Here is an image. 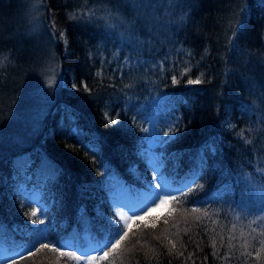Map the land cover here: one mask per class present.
<instances>
[{"label": "trees", "instance_id": "1", "mask_svg": "<svg viewBox=\"0 0 264 264\" xmlns=\"http://www.w3.org/2000/svg\"><path fill=\"white\" fill-rule=\"evenodd\" d=\"M38 1L40 10L34 11L30 0H0V60L9 58L0 71V247L30 248L32 228H45L50 241L66 242L71 250L81 251L89 241L103 245L104 226L114 217L109 192L119 180L137 179L131 169L141 172L143 155L156 153L176 188L189 183L206 160L197 180L204 189L189 199L215 200L205 207L220 210V218L209 220L203 212L192 213V204L173 201L167 206L172 211L152 214L159 221L133 224L119 249L96 264H264V254L253 259L255 248L248 249L253 257L234 250L235 257L224 262L212 247L215 237L220 254L228 251V229L236 223L230 204L239 200L244 181L264 187V0H155L156 7L136 6V0ZM245 4L247 28L233 37ZM83 7L100 18L111 12L112 27L97 18L69 20L68 12ZM53 20L56 37L66 31L67 49L52 37ZM48 51L52 62L44 57ZM52 65L57 74L43 86ZM189 65L192 71L180 77ZM201 72L203 83L186 84ZM172 75L179 79L176 86ZM81 81L91 93L72 90ZM117 112L118 124L112 125L109 118ZM149 116L165 117L171 126L178 119L184 130L152 151L145 143ZM241 130H251L245 135L254 145L237 136ZM206 143L215 146L214 153L205 154ZM39 167L52 175L37 178ZM38 202L47 207L43 225L32 223ZM241 230L250 231L236 223L233 243H242ZM76 262L47 249L17 260Z\"/></svg>", "mask_w": 264, "mask_h": 264}, {"label": "snow or ice", "instance_id": "2", "mask_svg": "<svg viewBox=\"0 0 264 264\" xmlns=\"http://www.w3.org/2000/svg\"><path fill=\"white\" fill-rule=\"evenodd\" d=\"M147 6L150 7L151 5ZM172 6L177 7L178 5L172 3ZM240 13L243 16V19H241L237 26L233 28V37H236L239 33L244 32L247 28L246 21L248 19V6L246 4L240 7ZM67 15L69 20L82 23H88L93 18L103 19L104 24L108 28L112 27V25L109 23V21L112 19L111 12L106 13L104 17L100 18L97 17V14L92 11L90 7H83L74 9L73 11L68 12ZM50 31L52 33V37L54 39H59L63 41L65 49H67L68 41L66 37V31H60L59 36L56 37L57 29L54 20L51 23ZM105 35L112 36L114 34L109 32L105 33ZM121 42L124 43L123 36H121ZM205 51L207 52V49ZM187 55L191 57L192 53L189 52L187 53ZM8 60V57H4L3 60H0V71L8 67V63H6V61ZM102 69L103 62L101 64V70L96 73L98 77H103ZM160 70L161 72L164 71L163 64H161ZM52 71L54 72L55 69L53 68ZM191 71L192 67L190 65L188 67H185L180 72V77L185 76ZM204 75L205 74L201 72L195 78L189 77L186 80V84L199 85L204 82ZM171 82L173 86H176L179 83L178 77L176 75H172ZM109 87H111V85H109ZM125 87H132V85L126 84ZM71 88L73 91H79L81 88H83L88 93H91L93 90L85 81H81L79 84L73 82L71 84ZM244 110H247L246 107ZM104 115L106 117L109 116L107 112H105ZM119 115L120 113L117 112L115 117L109 118V123L112 125H117ZM132 119L133 122H135L136 116H133ZM172 128L175 129V131L170 129V131L163 133V135L165 137H168L169 139L159 140V143L167 144L169 142H174L175 139L179 138L178 133L184 130L180 128V122L178 119L173 124ZM233 128H235V125H233ZM144 131H147V129H145ZM246 131L250 132L251 130H241L237 133V136L241 140H243L244 144L254 145L253 140L246 137ZM204 147L206 149V155L215 152L214 145L206 143ZM84 151L88 152L90 151V148L84 146ZM200 164V172L194 174L189 183H186L183 187L178 188L176 191H170L168 189L167 183L164 181L162 174H160L159 167L156 165H152V177L151 180L147 182L148 195L146 196L145 201H142V203L135 209L129 207L126 204H117V207L127 208L128 215L121 216V218L124 220V224L122 226L118 221L115 220V217H113V219L110 220L108 224L104 226V228L106 229V236L103 245L95 247L91 251L71 250V246L68 245L66 242L50 241L48 239L47 230L45 228H32L30 232L35 235L34 243L30 248H27L24 251L17 253L16 257L11 258L10 264H17L18 259H24L26 256H35L36 253L44 249H47L53 253H59L61 256H71L76 261H84V264H96V262L100 260H108L110 254L114 253L117 249H119L121 243L129 236L130 232L132 231L129 221H131L132 224H135L137 221H143L146 226L148 225L149 219L159 221L160 215L153 216L152 214L157 213L158 210L161 209L165 211H172V209L168 208L167 206L170 205L173 201L182 202L185 204H192L193 206L190 208V211L192 213L203 212V217H206L209 220H211L213 216L220 218V210L209 211V209L205 207V205L207 204L215 203V200L202 199L201 201H197L189 199L194 193H198L200 191H203L204 189V185L197 183V180L203 178L201 172L203 171V166L206 164V160L201 159ZM257 171L260 172L261 169H257ZM230 208L232 209L234 221L236 223H240L242 225V229L246 228L250 231L246 232L244 230H241L239 235L241 238H243L242 243H233V241L237 240V237L231 234L234 233L236 228V223H233L232 227L228 229L230 233V235L228 236L227 243L228 251L221 255L220 252L217 250L216 239L215 237H213V256H218L222 261L229 262L232 258L235 257V251H240V249H243V251H240L241 256L253 257V253L248 251V249L251 247L255 248V255L253 259L260 261L262 254H264V187H261L257 190L256 188L252 187L249 181L245 180L239 192V200H234L232 204H230ZM45 215V209L40 208L39 205H37L36 208L31 212V216L35 217V219L32 221L33 225L37 223L43 225L45 223ZM201 219L203 218H198L195 221L197 226L200 225ZM165 223H167V220H165ZM212 223L216 224L217 221L212 220ZM151 226L153 228L156 227L155 224H152ZM169 243L171 244V249L176 248V243L172 242L171 240H169ZM221 246H224L223 237H221ZM171 249L169 250L170 254ZM183 255V252L179 254V256ZM192 256L193 254L189 253L188 259L191 260ZM205 260H207V257H205ZM6 264H8V262H6ZM169 264H172V261H169ZM193 264H195L194 261ZM244 264H247V259H245Z\"/></svg>", "mask_w": 264, "mask_h": 264}, {"label": "rangeland", "instance_id": "3", "mask_svg": "<svg viewBox=\"0 0 264 264\" xmlns=\"http://www.w3.org/2000/svg\"><path fill=\"white\" fill-rule=\"evenodd\" d=\"M137 4L136 6H146L151 5L150 7H156L155 0H136ZM30 6L32 10H40L39 1L38 0H30ZM37 23H39L38 20H36ZM34 26H37L34 24ZM47 52L44 54V57L48 61L52 60V56ZM51 58V59H50ZM49 66H47L46 70H49V73H46V76L44 78L43 86H47L51 83V81L55 78V75L57 74V70L53 72L52 69L54 66L50 69H48ZM145 143L147 147H149L152 151L162 145L159 143V140H168V137H165L163 135L164 132L172 130V126L170 125L167 118H159V116H149L146 125H145ZM145 160L144 170L140 172L139 169H131L134 170L133 177L137 178L132 181V183H126L123 180H119L117 185L113 190H111L108 194V205L110 208V211L112 212V215L115 217V220L120 223L122 226L124 224V220L121 218L122 215H128L127 208L125 207H117V204H126L129 207L135 209L137 208L142 201H145L146 196L148 195V189H147V182L151 180L152 177V165H156L159 167L160 174H162L164 181L167 183L168 189L170 191H176L178 187H173L170 185L171 177L165 173H163L160 169L159 164L157 163L159 156L156 155V153H153L152 155H143ZM40 169L35 172V176L37 178H46L50 177V174L52 173L49 170H46L43 167H39ZM258 187V186H256ZM255 187V188H256ZM259 188V187H258ZM37 195V194H35ZM37 202V201H36ZM38 205L40 208H44L46 210L45 203L38 202ZM163 209L158 210L157 213L162 212ZM156 214V213H153ZM130 226L133 224L131 221H129ZM78 243V242H77ZM89 244L86 246H82L83 249L81 251H91L95 247L101 246L97 241H89ZM80 246V245H78ZM0 247V264H6V262H10V259L17 256V253L24 251L25 249L29 248L26 244L20 245V249L18 251L14 249H9L6 246ZM77 264H84V261H77Z\"/></svg>", "mask_w": 264, "mask_h": 264}]
</instances>
